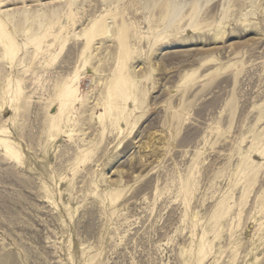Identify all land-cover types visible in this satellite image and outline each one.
Wrapping results in <instances>:
<instances>
[{"label": "rangeland", "instance_id": "1", "mask_svg": "<svg viewBox=\"0 0 264 264\" xmlns=\"http://www.w3.org/2000/svg\"><path fill=\"white\" fill-rule=\"evenodd\" d=\"M0 21V264H264V0H0Z\"/></svg>", "mask_w": 264, "mask_h": 264}, {"label": "bare ground", "instance_id": "2", "mask_svg": "<svg viewBox=\"0 0 264 264\" xmlns=\"http://www.w3.org/2000/svg\"><path fill=\"white\" fill-rule=\"evenodd\" d=\"M164 5L167 6L165 17H171L172 15L175 17H178L180 11H177L176 8V4L172 3V1H167L165 2V4H162L161 6L163 7ZM173 20V19H172ZM98 22H94L93 26H90L91 28L89 29V31L84 30L83 32V37L86 35L87 32H89L86 36H87V41H91L94 39V37L96 35H98L101 31H102V25H97ZM5 26V22L4 21H0V30H1V35L4 38V41L6 43L7 46V51L6 54H9L11 56H14L16 51L14 50V44L10 43L7 40V31L4 28ZM129 50H126V55H128ZM116 67V66H115ZM126 64L123 60H120L117 64V68L115 70H117L119 73L118 75L115 77V79L113 80V82L111 83L110 87L108 88V95L109 97L107 98V102L110 103V115L113 114V111L115 108H117V105L114 104V100L116 102L117 96L119 94H122V99L121 100H128L131 97L130 93H126L128 88L131 89V86H133L134 84H132L131 79L129 78V74L127 75V73H123V70H125L126 68ZM61 94L59 95V107L61 110L64 109L65 107H67L68 105H71L72 103H74L76 100H78L80 98V91L78 88V78H71L69 80H67L65 82V85L63 86L62 90H61ZM134 100H137L134 97ZM121 106V104H120ZM119 106V108H120ZM2 130V129H1ZM2 132V131H1ZM3 133V132H2ZM0 142H3L5 145V149L8 152V155L10 154L11 156H15L17 158L18 157V152L16 150L13 149L12 145L6 140V139H2L0 138Z\"/></svg>", "mask_w": 264, "mask_h": 264}]
</instances>
